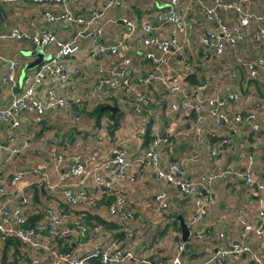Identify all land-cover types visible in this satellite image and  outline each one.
<instances>
[{"label":"crops","instance_id":"obj_1","mask_svg":"<svg viewBox=\"0 0 264 264\" xmlns=\"http://www.w3.org/2000/svg\"><path fill=\"white\" fill-rule=\"evenodd\" d=\"M104 1L67 0L66 6L74 15L86 16L91 10L99 9ZM209 2L210 0H200L202 6H206ZM166 3L167 0H122L121 6L107 9L105 19H108V22L104 25L101 35L80 37L77 42V52L63 58L62 62L67 69L68 76L66 85L62 86L47 77L41 85L36 87V96L42 99L46 87H52L56 94H61L69 86L72 87L73 94L79 96L81 92L93 86L97 78L96 69L98 67L107 68L120 56L129 58L130 69L135 76L143 74L150 68V64L142 59L137 52V38L140 35L139 24L140 21L147 20L152 25H156ZM202 6L195 1L180 0L178 9L184 16L187 28L185 35L184 33L178 35L181 46L180 53L169 59L166 70L169 72H180L181 70L189 87L202 84L204 96L211 95L214 88H218L221 94L239 93L240 99L237 102L227 103L225 111L229 116L236 111L247 110L257 102L259 104L260 129L249 131L246 123L237 124L230 121L213 130L212 137H209L205 133L210 126L205 108L203 107L199 114L194 112L171 113L168 104L173 100V97L159 82H152L145 86L140 85L148 97V104L141 115L132 113L130 104L122 98L121 93L113 91L109 100L104 103L116 106L115 112L118 113L116 124L109 116V114L113 115L110 111L108 114H102L97 121L95 116L89 115L95 103L90 99L82 100L79 105L70 104L66 112L46 111L37 123L32 121L31 114L18 117L13 113L12 116L18 119V125L15 128L10 129L6 123L0 122V156L2 158L0 169L3 172L11 173L16 169L38 168L47 174L48 184L38 181L32 176L24 177L14 186L4 187L3 192L0 193V208L20 206L25 215H39L41 218L43 210L48 206H53L57 212L65 215L64 223L58 228L52 231L44 229L38 232L37 239L40 243L55 249L66 247L67 251H72L77 255H83L90 251L95 244L112 243L126 245L136 252L151 247L166 262L173 256L174 243L178 240L181 241L178 220L181 219L188 228L193 206L189 197L180 194L177 188L169 183L156 182L150 170L139 163L149 140V136L145 137L139 130L141 120H145L149 135L153 132L163 131L164 127L169 124L173 127L176 137L164 147L160 154V161H181L185 177L195 178L206 173L216 164L230 163L232 167L239 168L243 154L250 153L253 157V172L264 180V72L250 80L237 69L234 60L231 59L232 63L228 72L222 71L225 76H222L223 74L221 77L212 75L215 74L214 71L207 73L208 70L204 69L203 63L208 60L206 57L212 56L209 51L202 49L198 38L201 34L211 30L212 24L207 21H204V25L197 24L198 20H203ZM48 8L56 10L59 5L32 3L26 0L0 1V33L12 27H19L29 32L51 30L59 39L73 36L77 26L73 24L51 26L42 20L41 13ZM250 8L264 12V0L254 1ZM120 17L129 19L135 25L134 30L127 38H123L126 29L119 22L118 18ZM228 22L233 24L234 20ZM160 26L155 28L153 33L163 37L167 36L169 26L163 24ZM254 26L251 25L249 30L251 31ZM100 42L117 44V54L95 55L94 46ZM238 47L234 50L226 49L223 54L228 51V54L231 53L233 57L237 55L251 58L259 53H264V44L250 45L249 53H243V55L238 53L240 49ZM31 49L33 48L28 42L0 40V56L17 62L15 75L19 84H21L22 76L25 73H30L33 69L22 73V67L33 59L26 54ZM52 50L53 47L49 45L41 51L46 58ZM189 59L194 62L190 64ZM223 69L224 67H220L215 71L218 73ZM183 70L184 72H182ZM4 71L5 65L0 60V108L7 106L10 98L8 89L1 81ZM192 76L199 83L192 84L190 82ZM208 76L219 77L220 80H208ZM248 80L257 83L255 87L253 86L255 90L252 91ZM198 115L201 117L200 122L197 119ZM76 116L79 119L78 122H74ZM199 123L202 128L200 139L196 138L194 133V126ZM222 139H229L230 146L224 147V152L218 159L211 158L208 154L210 148L218 146ZM116 146L124 149L125 159L131 163L127 174L134 179L133 181L126 180L123 183L124 205L117 215L109 216L107 214L105 207L110 197L94 187L89 177L82 180L73 178L67 182L73 192L81 189L88 196L87 200L79 202L74 207L66 205L58 187H49V183H54L56 180V171L48 159L50 151H56L65 158L77 154L86 160L92 150L98 151L97 154L101 157L111 156L110 151ZM160 190L167 193L168 209L158 213L153 209L152 200L154 194ZM212 194L215 204L207 209L204 219L196 227H209L213 237L214 233L223 231L226 237L225 242L237 241L240 225L234 216L235 209L239 205L244 206V216L252 222L256 205L255 192L247 189L239 179L230 177L214 182ZM22 197L26 199L25 205H20ZM124 212L131 213V217L123 218ZM85 213L98 215L106 221L115 223L117 227L109 229L94 224V228H91L95 232L97 231L95 237L90 238L87 234L83 237L75 236L72 232L75 226L78 224L88 225L83 223L82 217ZM91 228H89L90 231ZM169 234H172L173 241L169 242ZM189 239L193 238L188 236L184 241V252L181 253L182 260H190L187 261L189 264H198L214 250L215 237L214 239L212 237L211 239H193L195 240L193 243ZM246 242H248L251 251L257 254L264 263V236L256 238L250 235ZM25 247L29 254L24 252L21 242L17 245L4 242L0 245V264H27L30 255H39L41 261L44 259L45 252L42 249L32 251L27 246ZM88 264H97V262L91 261ZM122 264L133 263L124 262ZM229 264L253 263L248 256L240 255L231 257Z\"/></svg>","mask_w":264,"mask_h":264},{"label":"built area","instance_id":"obj_2","mask_svg":"<svg viewBox=\"0 0 264 264\" xmlns=\"http://www.w3.org/2000/svg\"><path fill=\"white\" fill-rule=\"evenodd\" d=\"M26 1L59 5L56 10L45 9L41 13L42 20L51 26L73 24L77 26V30L73 36L67 39L57 38L51 30L29 32L19 27H12L0 33V40L28 42L33 49L43 50L49 45L53 47L52 52L45 59L33 67L30 73H25L22 76L21 84L18 83L15 75L17 62L0 56V60L5 65L1 81L10 95L8 105L0 108V122L6 123L10 129L18 125V119L12 116L13 113L17 114L18 117L31 114L32 121L37 123L46 111L60 110L66 112L70 104L79 105L82 100L90 99L102 103L115 90L120 91L122 97L130 104L132 113L141 115L148 104V97L140 85L145 86L152 82H159L166 92L173 97V100L168 104L171 113L194 112L199 114L204 107L205 114L210 121V126L205 131L209 137H212L213 130L230 121L237 124L246 123L249 131L260 129V122L258 121L259 104L257 102L251 108L236 111L229 116L225 111L227 103L237 102L240 99L239 93L221 94L218 88H214L211 95L204 96L202 84L189 87L181 70L180 72L166 70L169 59L180 53L181 46L178 35L184 33L187 28L184 16L178 9L180 0H167L156 25H152L147 20L140 21L137 52L142 59L150 64V68L143 74L135 76L130 69L129 58L120 56L109 67H98L96 69L97 78L93 86L81 92L79 96L73 94V89L70 86L61 94H56L52 87H46L43 98H38L35 89L47 77L57 81L62 86L66 85L68 76L67 69L62 62L63 58L77 52V42L80 37L101 35L104 25L108 22V19H105V11L121 6L122 0H105L99 9L91 10L86 16L74 15L66 6L67 0ZM191 1L202 6L200 0ZM254 1L256 0H210L206 6H202L204 20L212 24V29L201 34L198 38L202 49L209 51L214 58L220 57L226 49L234 50L238 47L251 25H255L248 32V38L252 45L264 44V12L250 8ZM229 19L234 20V23L230 24ZM118 20L126 29L123 38L129 37L135 28L134 23L124 17H120ZM162 24L169 26L168 35L164 37L153 33V30ZM117 47V44L100 42L94 46V53L95 55H116ZM233 60L237 69L250 79H255L261 72H264V53L257 54L253 59H245L235 55ZM197 119L200 122L201 117L198 115ZM78 120L77 116L74 117V122H78ZM144 127L145 120H141L140 132L144 131ZM194 133L195 137L200 139L202 135L200 123L194 126ZM175 137V130L170 124L165 126L161 132H153L139 163L150 170L156 182L169 183L177 188L180 194L190 198L193 213L188 228L189 237L200 240L207 238L210 234L209 227H196V225L204 219L207 209L215 204L212 194L214 182L234 177L242 181L247 189L255 192L256 205L252 222L245 218L244 206L239 205L235 209L234 216L240 225L239 239L225 242V233L218 231L213 252L198 264H229L231 257L240 255L248 256L253 264H264L260 257L251 251L248 242H246L250 235L256 238L264 236V180H260L253 172L252 155L244 153L239 168L232 167L230 163L216 164L206 173L195 178H188L184 176L181 161H160V154L164 147L169 145ZM225 146H230L229 139H222L218 146L210 148L209 156L218 159L222 156ZM110 154L111 156L101 157L93 152L84 160L77 154L65 158L56 151H50L48 159L56 171V180L54 183H49V187H58L63 200L69 205H76L87 200L88 196L81 189L73 192L67 182L73 178L82 180L89 177L94 187L110 197L105 207L107 214L109 216L117 215L124 205L123 183L126 180L133 181L134 179L127 174L131 163L125 159L124 149L116 146L111 149ZM1 163L2 158L0 156V165ZM27 176L35 177L38 181L48 184L47 174L38 168L16 169L11 173L3 172L0 169V193L3 192L4 187L14 186L20 179ZM25 203L26 199L22 197L20 205ZM152 205L154 211L158 213L166 211L168 209L167 193L163 190L156 192L153 196ZM122 216L123 218H130L131 213L124 212ZM25 219L26 216L20 206L0 208V245L8 238H15L32 251L42 249L45 252L42 261L39 256L30 255L27 264H88L91 261H95L97 264H122L124 262L163 264L160 255L151 247L136 252L126 245L95 244L90 251L83 255H77L72 251H60L40 243L37 239L38 232L48 228H58L66 219L53 206H48L43 210L42 219L37 221L33 227H26L24 225ZM72 232L75 236L83 237L87 234L90 238L97 234V231L95 232L94 229L90 231L82 224L75 226ZM173 249V256L164 264H189L181 258L184 242L176 241Z\"/></svg>","mask_w":264,"mask_h":264},{"label":"trees","instance_id":"obj_3","mask_svg":"<svg viewBox=\"0 0 264 264\" xmlns=\"http://www.w3.org/2000/svg\"><path fill=\"white\" fill-rule=\"evenodd\" d=\"M254 57H249V58H245V59H253ZM251 80V79H250ZM190 82L192 83V84H196V83H199V81H197V79L196 78H194V76H192V77H190ZM198 85V84H197ZM115 91H118V90H115ZM118 92H120V91H118ZM121 93V92H120ZM123 98V97H122ZM107 100H109V98L107 99ZM107 100H105V101H103L102 103H97V102H95L94 103V105H93V108H92V110L89 112V115H93V116H95V119H96V121L98 120V118L102 115V114H104V113H107L108 114V111H106V110H104V109H102V107L105 105V103L104 102H106ZM109 116L112 118V121H113V123L114 124H116V119H117V116H118V113L117 112H114V114L113 115H110L109 114ZM143 134H144V136L145 137H148V143H149V141H150V139H151V135H149V129L146 127V125H145V127H144V131H143ZM64 201V200H63ZM65 202V201H64ZM66 203V202H65ZM26 204V203H25ZM24 204V205H25ZM66 205L68 206V207H74L75 205H69V204H67L66 203ZM77 205V204H76ZM59 213V212H58ZM60 214V213H59ZM25 215V214H24ZM61 215H63V214H61ZM26 216V219H25V226L26 227H33V226H35V224L37 223V221H39V220H41L42 219V217H43V212H42V216H41V218H39L40 216L39 215H37V216H27V215H25ZM65 216V215H64ZM66 217V216H65ZM83 223H86V224H88L87 226L86 225H84V224H82V225H84V226H86L88 229L89 228H94L93 227V225L94 224H97V225H102V226H104V227H106V228H109V229H111V228H116L117 227V225L115 224V223H113V222H110V221H106V220H104V219H102V218H100L98 215H95V214H89V213H85V214H83ZM174 223L176 224V221H174ZM91 228V230H93ZM56 229V228H55ZM177 229H178V227H177ZM47 230H49V231H52V230H54V229H47ZM190 238H192V237H190ZM6 243H12V244H14V245H17L18 243H20L17 239H15V238H8L6 241H5ZM24 246V245H23ZM25 247V246H24ZM57 250H60V251H67L68 249L65 247V248H61V249H57Z\"/></svg>","mask_w":264,"mask_h":264},{"label":"rangeland","instance_id":"obj_4","mask_svg":"<svg viewBox=\"0 0 264 264\" xmlns=\"http://www.w3.org/2000/svg\"><path fill=\"white\" fill-rule=\"evenodd\" d=\"M204 18H203V20H198L197 21V24H199V25H204ZM206 22V21H205ZM209 25V24H208ZM203 31V29L201 30V32ZM185 33L186 32H184V35H185ZM183 34V33H182ZM184 35H183V37H184ZM250 45H252L251 44V42H250V40H249V38H248V35H246L245 36V38H244V40L239 44V47H238V53H241L240 55H243V53H249V51L248 50H250L249 49V46ZM195 48V47H194ZM248 51V52H247ZM230 53V52H229ZM206 58H208V60L205 62L204 60V65H203V67H204V69H206V71H207V73L209 74V72H213L214 71V73L215 74H212V75H220V77H221V75L225 72H228V70H229V67H230V65H231V63H232V60H233V56L231 55V53H230V55L228 54V51L226 52V53H224V54H222L220 57H215V58H213V57H206ZM245 58H248V57H245ZM232 59V60H231ZM189 61H190V64H192L193 62H194V60H192V59H189ZM219 67V68H218ZM220 67H224V69L223 70H220V72H218L217 73V71H215V70H217V69H220ZM217 68V69H216ZM222 71H224V72H222ZM222 76H225L224 74L222 75ZM210 79H212L213 81H217V80H220L219 79V77L218 78H216V77H210V76H208V80H210ZM248 82L250 83V87H251V89H252V91L253 90H255L254 88H253V86L255 87V85L257 84L256 82H254L253 80L252 81H250V80H248ZM218 85H220V83H218ZM252 94H254V92H252ZM255 95V94H254ZM253 95V96H254ZM264 95V94H263ZM93 152H96L95 150H92L89 154H91V153H93ZM96 153H98V151L96 152ZM256 176L258 177V175L256 174ZM260 180H263V179H261V177H258ZM164 212V211H163ZM169 219V218H168ZM189 226H190V222L188 223V228H189ZM215 235H214V237H216V233H214ZM170 235V238L168 239L169 240V242L170 241H173V239H172V234H169ZM175 237H177L176 235H175ZM211 237L214 239V237L213 236H211V231H210V234H209V236L207 237V238H205V239H211ZM190 241L192 240V243L193 242H195V240H193V239H189ZM23 249H24V252H26V251H28L27 249H26V247H24L23 246ZM184 252V251H183ZM27 254H29L28 252H26ZM182 255V254H181ZM27 256V255H26ZM39 256V255H38ZM182 257V256H181ZM242 260H243V258H242ZM187 261H190V260H187L186 259V261L185 262H187ZM162 263L164 264V263H166V261L165 260H163L162 261ZM134 264V263H133ZM137 264V263H136Z\"/></svg>","mask_w":264,"mask_h":264},{"label":"water","instance_id":"obj_5","mask_svg":"<svg viewBox=\"0 0 264 264\" xmlns=\"http://www.w3.org/2000/svg\"><path fill=\"white\" fill-rule=\"evenodd\" d=\"M26 54L33 57V59L22 67V73L37 66L43 59H45L40 49H31L30 51L26 52ZM102 109L110 111L111 114H114L117 108L113 104V105H105L102 107ZM178 222H179V230H180L179 231L180 239L182 242H184L188 238L189 230L187 226L182 222L181 219H179Z\"/></svg>","mask_w":264,"mask_h":264}]
</instances>
